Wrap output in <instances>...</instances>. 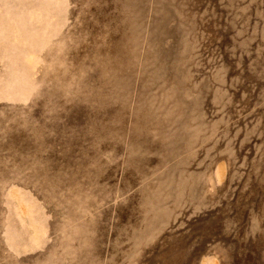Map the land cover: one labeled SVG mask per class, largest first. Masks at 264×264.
<instances>
[{
  "label": "rangeland",
  "instance_id": "obj_1",
  "mask_svg": "<svg viewBox=\"0 0 264 264\" xmlns=\"http://www.w3.org/2000/svg\"><path fill=\"white\" fill-rule=\"evenodd\" d=\"M0 264H264V0H0Z\"/></svg>",
  "mask_w": 264,
  "mask_h": 264
}]
</instances>
